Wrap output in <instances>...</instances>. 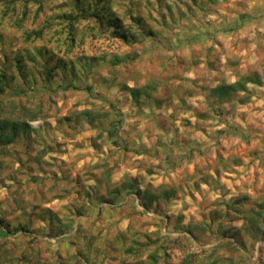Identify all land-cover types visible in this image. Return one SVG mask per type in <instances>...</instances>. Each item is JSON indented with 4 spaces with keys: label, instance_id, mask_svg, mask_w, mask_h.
<instances>
[{
    "label": "rangeland",
    "instance_id": "374dc122",
    "mask_svg": "<svg viewBox=\"0 0 264 264\" xmlns=\"http://www.w3.org/2000/svg\"><path fill=\"white\" fill-rule=\"evenodd\" d=\"M82 1L91 15L75 23L70 48L67 22L55 18L77 13L73 0L0 2V71L11 76L0 104L6 115L10 106L39 114L28 138L0 146V229L10 230L0 234V255L12 260L5 264H25L16 263L23 252L29 264H59L57 252L65 264H153L148 254L155 264L185 256L264 264L262 228L246 224L251 210L264 215L254 207L264 201V0ZM108 15L136 42L113 38ZM33 30L42 37L28 38ZM23 50L37 60L23 62L29 80L12 62ZM47 52L69 63L50 83L41 74ZM252 73L260 83L246 85L243 104V92L211 93ZM133 87L150 95L136 101ZM116 120L119 145L106 132ZM130 180L143 192L174 194L148 211L133 194L114 206L98 201ZM243 194L241 209H251L244 217L226 205ZM20 227L30 232L15 233ZM121 234L144 253L118 252L112 239Z\"/></svg>",
    "mask_w": 264,
    "mask_h": 264
},
{
    "label": "trees",
    "instance_id": "16d2710c",
    "mask_svg": "<svg viewBox=\"0 0 264 264\" xmlns=\"http://www.w3.org/2000/svg\"><path fill=\"white\" fill-rule=\"evenodd\" d=\"M2 0H0L1 2ZM74 1V5L75 8L77 9V13H72V12H68L66 14L63 15H58L55 19H59V20H63L67 22L68 25V32H69V36H68V41H69V45L68 47H73V44L75 42V37H74V32H73V27L75 25V23H79L81 20L86 19L87 15H91L89 14L88 10H85L84 8H81V5L83 3L82 0H73ZM92 11L94 13H96L95 9H92ZM242 19V18H241ZM134 21L141 26V22L139 19L134 18ZM106 24L108 26V28L110 29V33L111 36L113 38H117L120 39L121 41L128 43V44H133L136 42L137 38L135 35L133 34H128L126 33L124 30H120V24L119 21L116 17H113L111 15H108L106 18ZM232 29H236V27H233ZM146 35L149 37H153L152 33L150 31L146 32ZM36 37V38H41L42 37V32L41 30H33L31 32L28 33L27 37ZM40 52V51H38ZM48 58L46 60L43 61L42 65H41V74L44 75L45 78V82L46 83H50L52 80V77L55 75L54 71L56 69L62 70V71H68L67 69H69L67 67V62L64 60L62 55H58V58L54 57V53L53 52H47ZM50 59H55V64L51 65L50 64ZM133 58L129 57L128 58H123L122 60L117 59L119 62H129V60H132ZM29 61L32 63H36V58L35 56L30 53V51L27 50H23L22 54H15L12 57V62H13V66L18 74L19 77L23 78L24 80H29V76L26 74L24 66H23V62L24 61ZM116 60V62H117ZM75 63L78 62V60H74ZM73 70L75 71V68H73ZM69 72L72 73V70H69ZM248 83H252V84H256L259 85V78L257 77V74L252 73L249 76L246 75H241L239 76L234 82L232 83H221L219 84L216 88H213L211 91L212 94L217 95L220 99H223L225 97H229L230 95H233L234 93L237 92H243L245 93V96L243 98H239L238 102L239 103H245L246 99L249 95L248 90L246 88V85ZM11 89V76H9L5 71H0V95H2L5 92V89ZM67 88H72V89H78L77 87H74V85L72 83L67 85ZM90 88H88L89 90ZM132 98H134L136 101L138 100L139 96L141 95H150L145 87L143 88H128ZM10 110L8 111V115L5 114L4 108L1 106L0 104V146L4 147V146H8L10 144L15 143L19 138H28L30 135V126L28 124L29 121H34L37 120L39 118V114L38 112H30L28 110H26L25 108H20V110H18V112L14 109V106H10ZM14 115V116H13ZM118 124L119 121L116 120V122H113V125L109 126V129L106 130L108 137L110 138H114V144L115 145H119V142L116 138L117 136V130H118ZM131 182V183H130ZM129 183H122V185H120L119 187L113 188L111 190H109L107 192V195H109V198H98L100 203H110L112 204V206L117 204L118 198L123 196V193L125 195H136L139 199V203L140 205H142L144 207V209L146 211L150 210V206L153 202H156L158 198H164V199H169L170 197L173 196L174 191L170 190V189H166L165 187H159L157 188L158 191L156 194L149 192L148 190L140 191L139 188H136L134 180H130ZM88 195V194H87ZM91 195L89 194V197ZM88 196H86V200L88 201V203L91 205L92 202L90 201V198ZM248 200V196L247 195H241L238 198H235L232 201V204H226L227 207H230V209L234 210L235 212H238V214H241L242 217L245 216V214L249 213V210H247L246 212L243 211L241 208L244 207L245 203ZM254 207L257 208H262L264 209V201L259 204H254ZM146 211H142L143 214H146ZM46 212L49 214L50 218L53 217V214L49 211L46 210ZM250 212H253L255 215L254 220H252L251 218L246 219V224H248V227L252 230H256L257 227L260 225V228H262V232H261V246H264V215L259 211V210H251ZM245 219V218H244ZM56 220H58V218H56ZM1 221V220H0ZM51 221V220H49ZM2 223V222H1ZM1 228V227H0ZM18 231H22L23 235H27L28 232H30V230L26 227H20L19 229H16L14 232L17 233ZM14 233V234H15ZM224 236L228 235L227 231L225 230L224 232ZM0 234L2 235V237L7 238L10 236V230L9 228H7V226L5 228L0 229ZM13 236V234H12ZM166 238V236H163ZM112 243L116 246H118V248H116V250H119L118 252H120L121 254L123 253L125 256H135L138 257L140 256L142 253H144V248L141 249V247L139 248H134L132 246V244H134V242L128 243L126 236L123 234L116 236L115 238L112 239ZM143 247V246H142ZM211 253L214 252V249H212L210 251ZM78 256H81V252H78L77 254ZM191 256H185L182 260H180V262L176 263V264H203L202 262H200L199 260L196 259H191ZM57 258H58V263L59 264H65V260H63L60 256V254L57 252ZM28 259V254L23 252L19 258L16 259V263H21V262H25V264H29V260ZM79 259V257H78ZM147 259H150L153 264H155V259L153 256L151 255H147ZM8 261H12L11 258H9V256L7 255H0V264H5ZM15 261V260H14ZM34 262L36 264H50L46 261H41L39 259H37V257L34 258ZM215 262V261H214ZM75 264H79L78 262H76ZM209 264H214L213 262L209 263Z\"/></svg>",
    "mask_w": 264,
    "mask_h": 264
}]
</instances>
